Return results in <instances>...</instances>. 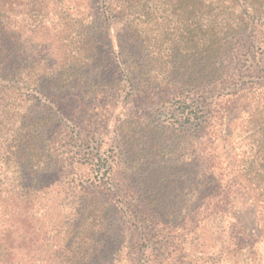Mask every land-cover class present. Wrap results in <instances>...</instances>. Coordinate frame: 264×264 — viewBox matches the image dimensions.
I'll return each mask as SVG.
<instances>
[{"label": "rangeland", "instance_id": "obj_1", "mask_svg": "<svg viewBox=\"0 0 264 264\" xmlns=\"http://www.w3.org/2000/svg\"><path fill=\"white\" fill-rule=\"evenodd\" d=\"M103 1L0 0V25L30 66L29 83L65 85L55 101L68 117L47 123L42 143L52 185L37 224L41 264H68V246L89 248L84 264H264V218L247 195L264 190L255 178L264 175V24L236 36L221 57L222 77L188 87V72L168 68L192 56H170L164 45L155 54V25L143 24L139 38L127 25L142 10L123 1V11L107 10ZM104 14L107 32L97 27ZM88 34L96 42L79 66V40ZM121 50L143 72L135 85L112 75L109 59ZM10 92L20 113L60 118L32 88ZM209 162L233 192L240 240L226 238L219 220L191 218L203 207L191 195ZM233 243H252L250 254H236Z\"/></svg>", "mask_w": 264, "mask_h": 264}, {"label": "trees", "instance_id": "obj_2", "mask_svg": "<svg viewBox=\"0 0 264 264\" xmlns=\"http://www.w3.org/2000/svg\"><path fill=\"white\" fill-rule=\"evenodd\" d=\"M120 1L127 3L135 12L142 10V13L127 20L134 36L140 37L144 31L143 24L155 25V41L159 42L155 54L164 45V49L171 52L170 56L185 57L187 53L192 56V59L170 63L168 68L170 74L186 75L188 72L190 75L183 83L188 87L201 84L210 86L214 78L222 77L224 64L221 57L235 44L236 36L264 24V0H155V5L150 4L151 0H144L145 3L143 0H104L103 3L107 10L119 7L123 11L125 6ZM121 13L116 17L129 19ZM103 18L97 27L107 32L109 25L105 14ZM159 19L163 21L159 22ZM11 39L8 29L0 25V95L2 100L7 97L0 108V264H41V231L37 224L44 216L41 200L52 185L49 180L50 162L42 143L45 141L46 124L52 121L55 128L61 117H68L60 108L62 103H57L58 108H55L56 92L65 85L57 78L29 83L26 77L30 66L15 54V49L10 46ZM79 42L78 65H86L90 61V47L96 40L94 35L88 34L81 35ZM109 61L113 76L119 75L133 85L136 79L141 78L142 70L124 60L122 50ZM30 88L51 103L52 116L60 118L53 121L47 115L32 117L27 110L20 113L13 102H8L13 96L10 91ZM240 91L241 88L227 94L234 95ZM262 146L264 149V144ZM259 166L264 169V150ZM213 167L209 162L203 179L196 182L191 198L195 202L202 198L203 207L194 206L191 218L202 214L206 222L219 220L226 224V238L240 240L235 231L237 218L231 207L230 196L233 192L227 189L228 184H224L223 176L216 174ZM255 178L259 182L264 181V175ZM198 185L202 186L200 190ZM247 195L257 204L259 215L264 218V190ZM260 232L264 234V219ZM71 236H75V233H71ZM233 246L232 250L238 255L242 252L249 255L252 249V243H233ZM90 254L89 248L82 251L68 246L66 262L84 264Z\"/></svg>", "mask_w": 264, "mask_h": 264}]
</instances>
